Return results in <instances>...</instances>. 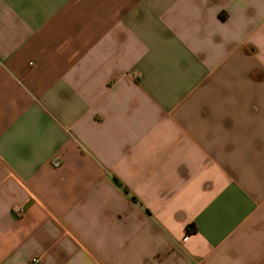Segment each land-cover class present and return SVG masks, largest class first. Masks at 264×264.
Instances as JSON below:
<instances>
[{
	"label": "crops",
	"instance_id": "1",
	"mask_svg": "<svg viewBox=\"0 0 264 264\" xmlns=\"http://www.w3.org/2000/svg\"><path fill=\"white\" fill-rule=\"evenodd\" d=\"M0 264H264V0H0Z\"/></svg>",
	"mask_w": 264,
	"mask_h": 264
},
{
	"label": "built area",
	"instance_id": "2",
	"mask_svg": "<svg viewBox=\"0 0 264 264\" xmlns=\"http://www.w3.org/2000/svg\"><path fill=\"white\" fill-rule=\"evenodd\" d=\"M53 164H54L55 166H58L60 163H59L58 160H54V161H53ZM12 213H14V214L17 215V216H20V215L23 213V210H22V208H21L20 206H14V207L12 208ZM32 262H33V263H38V262H39V259L34 258V259H32Z\"/></svg>",
	"mask_w": 264,
	"mask_h": 264
},
{
	"label": "trees",
	"instance_id": "3",
	"mask_svg": "<svg viewBox=\"0 0 264 264\" xmlns=\"http://www.w3.org/2000/svg\"><path fill=\"white\" fill-rule=\"evenodd\" d=\"M221 18H224L223 16L220 15Z\"/></svg>",
	"mask_w": 264,
	"mask_h": 264
}]
</instances>
